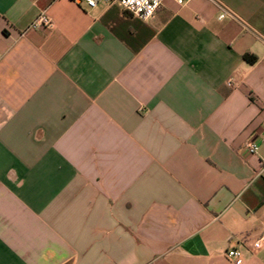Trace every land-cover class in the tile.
Listing matches in <instances>:
<instances>
[{
	"label": "crops",
	"instance_id": "obj_1",
	"mask_svg": "<svg viewBox=\"0 0 264 264\" xmlns=\"http://www.w3.org/2000/svg\"><path fill=\"white\" fill-rule=\"evenodd\" d=\"M263 235L264 0H0V264H233Z\"/></svg>",
	"mask_w": 264,
	"mask_h": 264
},
{
	"label": "built area",
	"instance_id": "obj_2",
	"mask_svg": "<svg viewBox=\"0 0 264 264\" xmlns=\"http://www.w3.org/2000/svg\"><path fill=\"white\" fill-rule=\"evenodd\" d=\"M166 0H85L86 4L95 8L99 4H117L122 6V8L128 12L132 17H135L142 21H147L153 18L156 13L163 7ZM179 6L186 5L190 0H173ZM225 11L220 18H224ZM30 29H41L45 27L52 26V19L45 13H41L30 25ZM245 150L250 155H255L259 151L258 145L251 144L246 145ZM264 235L258 240H252L249 236H244L239 240L237 245H232L228 247L225 252L226 258L233 264H245L247 257L245 251L249 249L258 250L264 244Z\"/></svg>",
	"mask_w": 264,
	"mask_h": 264
},
{
	"label": "trees",
	"instance_id": "obj_3",
	"mask_svg": "<svg viewBox=\"0 0 264 264\" xmlns=\"http://www.w3.org/2000/svg\"><path fill=\"white\" fill-rule=\"evenodd\" d=\"M244 59L250 64H254L257 61V57L254 55L246 54L244 55Z\"/></svg>",
	"mask_w": 264,
	"mask_h": 264
}]
</instances>
